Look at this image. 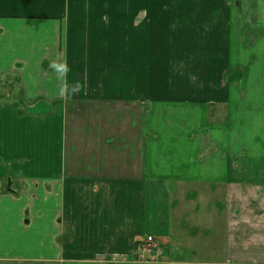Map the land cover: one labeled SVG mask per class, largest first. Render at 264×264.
<instances>
[{
  "label": "crops",
  "instance_id": "0c3cea01",
  "mask_svg": "<svg viewBox=\"0 0 264 264\" xmlns=\"http://www.w3.org/2000/svg\"><path fill=\"white\" fill-rule=\"evenodd\" d=\"M245 19L264 34V0H0V264H264V188L245 201L228 161L197 172V147L159 133H223L239 109L196 106L264 100ZM180 60L195 61L182 87ZM148 237L161 255L138 261Z\"/></svg>",
  "mask_w": 264,
  "mask_h": 264
},
{
  "label": "rangeland",
  "instance_id": "374dc122",
  "mask_svg": "<svg viewBox=\"0 0 264 264\" xmlns=\"http://www.w3.org/2000/svg\"><path fill=\"white\" fill-rule=\"evenodd\" d=\"M242 1L244 2V0H235V3L242 2ZM236 5L237 4H235V8H237V11L240 12L243 9L244 12L247 14V16H250V14L253 11H256V13L258 11V7L255 8L256 7L255 5H254L255 7H253L252 3L250 2L247 5L245 3L239 4V7H236ZM225 9L226 11L227 9L230 10L229 3ZM166 22L167 21H157L158 24L163 23V25ZM173 22L174 24L178 25L177 21H173ZM249 22H250L249 20L246 22V19H245V22L243 23L245 26V30H244L245 32L241 34L242 36L239 34H236L237 39L241 40L240 47L243 50L242 53L244 55V64H241V62L240 64L245 66V70H244L245 74L243 73L242 68H236V70L234 69L230 70L229 72H227L226 76H223L221 78L219 89L220 88L226 89L230 85L228 84L230 83V80L234 79L232 76H237L238 78L240 74L242 75L244 74L245 75L244 78H246L248 73L251 72L252 69H254L253 73L259 74L260 72V74L264 75V66L262 64L264 63V61L260 62L259 64L257 62L256 66L253 62H250V63L245 62V60L248 59L247 57L250 54L253 53L256 55L258 53L257 51L259 50L260 47L257 45L253 46L255 43L260 42V44L262 43L264 46V34L262 31L259 34L260 38L259 36L257 37L258 31L256 32L255 35L252 34V31L248 33L246 26H248ZM250 27L252 28V26ZM200 34L203 35V32H201ZM208 35H207V38H208ZM150 46H151L150 42H148L147 43V47H148L147 62L149 64V69H148L149 74L151 72V63L153 62L155 65L157 63L156 57L150 54ZM230 59L231 60L233 59L232 54L230 56ZM194 63L195 61H191V60L189 61L180 60V62L172 64V67L169 68L170 70H172V73L174 74V77L176 78V81L178 82L177 85L179 87H182L185 84L187 85L189 84V81H188L189 68L188 67L190 65V68L193 69ZM252 65H254V68L252 67ZM126 66L127 67L124 69L122 73L123 76H124V73L127 72L128 70H130L131 73L134 75L135 74L134 69L136 67L135 64L130 63V64H127ZM254 86H256V84ZM247 88L248 87L246 86L245 89ZM258 89L259 91L264 92V84H260V86H258ZM252 93L254 92L252 91ZM188 102L189 101H182L180 102V104H178V108H180L181 110L183 109L181 111L182 114H183L184 108L186 109V104ZM240 103H241V100L239 101L238 100H228L226 104L219 103V102L216 103V102L211 101V102L206 103L205 106H196V109L200 110L201 112L205 110L204 107H207L209 109H211L212 107H227V104H229L228 107H231L232 109L233 108L239 109V111L236 113L237 116H234L235 115L234 113L233 116L230 117L231 121L227 120L229 126H227L226 129L221 128V130H223V133L219 132L220 128L218 125V124H221L222 121L218 122V121H215L214 119L210 120L204 126H201V129H198L196 126L197 130L191 132L194 136L193 137L191 136L188 139L186 137L187 133H182L180 131H177V133L172 132V131H160L159 133L163 135L167 134L168 136H171L172 134L174 139H176L177 137L181 147L188 142L190 144L193 143L195 147H197L196 156H198V160L201 161L200 163L199 162L196 163L195 167H196L197 172H200L202 170L204 171L211 170V172L215 173L217 169L215 170L213 167L218 168L220 172H224L223 170L225 169H222V168L226 167L225 162L228 161L229 165L231 166V172L236 173L235 175L243 176L242 190H243L244 199L245 198L250 199L252 197H255L253 196L254 194H256L257 197L258 195H261L262 194L261 191L264 188L260 185L259 181H257L256 179L252 177V174L254 172L257 174L263 171V168L261 167V164L259 161H260V158L264 157V100L256 101L252 99V100L247 101V103L246 102H244V104H240ZM188 107L192 109L195 106L192 107L188 103ZM175 108L176 106L174 105V108L164 107L161 109L162 110L164 109L167 111H170L169 109H174L175 111ZM147 111H148V114H147V117L144 118V126L147 127L148 125L147 127L148 132H145V135L147 136L148 140H152L154 138H157L152 133H158V131H149V127H155V126H153L149 120L151 118V116L149 115L151 112L149 110ZM214 114L216 113H213L212 116H214ZM196 124H198V121ZM215 124H217L216 127H210ZM165 127L167 128V125H165ZM165 127L160 126L159 128L163 129ZM177 134L179 136H177ZM180 150L183 151L182 148ZM205 157H208L210 159L209 163L203 162L205 160ZM202 158L203 160H201ZM210 162H215V164H210ZM183 166H188V165L185 164ZM245 201L247 200L245 199ZM253 203L256 204L257 202L256 201L251 202V205H253ZM37 264H41V263H37Z\"/></svg>",
  "mask_w": 264,
  "mask_h": 264
},
{
  "label": "built area",
  "instance_id": "2783aa9c",
  "mask_svg": "<svg viewBox=\"0 0 264 264\" xmlns=\"http://www.w3.org/2000/svg\"><path fill=\"white\" fill-rule=\"evenodd\" d=\"M161 251L154 245V240L148 237L140 248V252L137 255L138 261H148L151 257L156 260L160 257Z\"/></svg>",
  "mask_w": 264,
  "mask_h": 264
}]
</instances>
